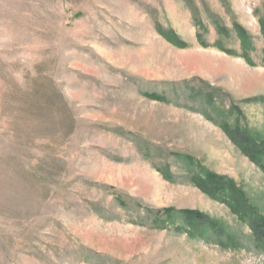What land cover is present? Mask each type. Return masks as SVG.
<instances>
[{
	"label": "rangeland",
	"instance_id": "rangeland-1",
	"mask_svg": "<svg viewBox=\"0 0 264 264\" xmlns=\"http://www.w3.org/2000/svg\"><path fill=\"white\" fill-rule=\"evenodd\" d=\"M207 174L264 218V0H0V264H264Z\"/></svg>",
	"mask_w": 264,
	"mask_h": 264
},
{
	"label": "trees",
	"instance_id": "trees-1",
	"mask_svg": "<svg viewBox=\"0 0 264 264\" xmlns=\"http://www.w3.org/2000/svg\"><path fill=\"white\" fill-rule=\"evenodd\" d=\"M247 141L249 142H241L242 144L240 145V147H242L244 150H246V146L248 144L252 148L256 147L253 141H251L249 138H247ZM197 185L199 188L205 190L206 193L212 195L213 197H217V195L221 194V191L224 193V191L227 190L229 193H231V195L236 197L233 212L239 214L241 218L245 217L249 221L254 222V228H252L254 231L256 228H261L260 226L264 227V218L259 217L256 214L255 210L251 206L247 205L244 197L237 194L235 185H233L231 182H226L221 177L207 174L205 180L202 179L197 181ZM186 215L190 220H193L195 218V213L191 211H187ZM200 220H202V218H200ZM210 227L213 226L210 225Z\"/></svg>",
	"mask_w": 264,
	"mask_h": 264
}]
</instances>
